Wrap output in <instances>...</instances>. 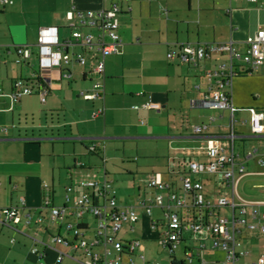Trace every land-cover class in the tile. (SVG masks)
Returning a JSON list of instances; mask_svg holds the SVG:
<instances>
[{"label": "crops", "instance_id": "obj_1", "mask_svg": "<svg viewBox=\"0 0 264 264\" xmlns=\"http://www.w3.org/2000/svg\"><path fill=\"white\" fill-rule=\"evenodd\" d=\"M11 1L8 4L0 2V46L3 48L0 51V85L4 90L0 97V264H85L81 262L80 250L68 244H57L52 238L59 235L71 238L63 227L66 222L82 224L86 238L93 237L94 216L85 213L82 220L74 206L84 191L78 182L90 176L94 178L90 171L103 169L102 179L113 183L107 170L110 143L126 138H154L156 146L163 149L160 152L163 161L159 163L161 170L152 172L150 178L157 176L170 183L171 191L182 193L180 177L189 175L204 183L205 196L211 203L226 193L221 187L220 175L190 172V163L207 161V138L227 136L231 132L230 110L200 105L208 92L209 73L217 70L220 62L204 60L196 67L179 57L169 59L168 53L179 52L184 44L227 42H232L238 52L243 53L247 38L264 29V0ZM114 6L122 10L119 15L122 53L106 58L102 98L87 100L80 95L82 91L92 89L94 61L88 52L73 48L71 53L75 57L83 53L87 58L85 65H80L75 58L61 69L42 70L50 89L46 102L42 103L39 96L33 94L22 96L13 105L10 94L14 81L28 77V68L15 62L17 47L34 46L40 31L45 28H57L61 40L68 38L71 34L69 12L73 8L84 12L109 10ZM7 50L10 53H6ZM236 63L243 65L241 60ZM33 66L38 68L37 61ZM254 74H239L234 80ZM234 80L229 89L232 104L239 110L240 122H247L250 108L264 113L263 108L235 92ZM37 101L42 104V110L35 105ZM148 101L160 102L162 107L147 109L144 104ZM101 108L104 112L95 116ZM41 113L43 119L37 117ZM211 116L216 118L215 122L210 121ZM201 125H208V128L204 129L203 135H197L195 127ZM79 143L85 151L77 147ZM92 146L98 148L96 154L88 149ZM254 147L263 152L262 141L252 135L235 141L238 161L247 172L244 176L237 174V192L245 202L258 209L264 224V164L259 162L261 155L253 153ZM84 154L101 160L100 167L83 161ZM65 172L69 182L66 196L71 200L67 203L65 196L60 204L55 184L65 179ZM44 183L52 189V205L66 210L58 222L50 219V209L44 205ZM241 185L242 193L239 191ZM153 190L151 196H144L139 189L136 202L131 204L137 211L138 221L132 226L126 224L116 235L125 243L140 244L134 254L123 255V264H130L131 259L136 264H143L141 256L163 264L158 259L161 251L168 253L171 259L170 252L160 243L168 230L163 209L152 206L149 215L141 205V201H145L151 206V200L157 194L167 199L170 190ZM22 198L25 206H21ZM116 198L124 204L117 191ZM12 207L20 210L21 222L17 226L4 223L1 215V210ZM231 215L229 208H215L210 209L208 218L214 220L218 216ZM39 218H43L41 224L36 222ZM239 228L237 236L249 250V255L240 264H254L264 255V234L250 231L244 224H239ZM144 239L157 246L147 247ZM213 240L212 234L185 230L180 246L184 253L186 248L197 247L203 242L206 249L201 252V258L210 264H222L225 252L213 250ZM36 245L45 252L43 261L31 251ZM97 251L103 252V248L99 247ZM192 264H200L199 259Z\"/></svg>", "mask_w": 264, "mask_h": 264}, {"label": "built area", "instance_id": "obj_2", "mask_svg": "<svg viewBox=\"0 0 264 264\" xmlns=\"http://www.w3.org/2000/svg\"><path fill=\"white\" fill-rule=\"evenodd\" d=\"M254 2L256 0H250ZM4 4L12 3L11 0H0ZM122 12L119 6L106 10L76 11L73 8L69 12V29L71 34L68 38L61 40L57 28L42 29L38 41L34 46H19L15 50L18 65L28 68V77L16 79L13 83L10 94L13 105L22 96L37 94L42 103L50 92L48 83L44 80L41 72L45 69H61L64 65L71 64L75 58L80 65L87 63L83 53L76 55L71 53L73 48H80L88 52L94 61L92 73L95 76L90 92L82 91L80 95L87 100H96L104 95V83L102 81L105 72V61L110 55L122 53V38L119 33V15ZM96 30V31H94ZM3 48L0 46V51ZM10 53V50L5 51ZM179 57L183 62L199 67L204 60H215L220 62L217 70L209 73L210 83L208 92L200 102L203 108L228 109L231 116V132L227 136L207 138L205 155L207 161L190 163V172L205 173L209 175H220L221 187L225 188V194L219 196L214 203L208 201L205 196V185L201 180L193 179L189 175H182L181 191L170 190V183L162 181L157 176H152L149 187L156 191L170 190L166 199L163 195L157 194L151 200V206L141 201L149 215L152 213V206L163 209L168 230L164 238L160 240L161 245L166 248L174 261L178 264H192L199 259L200 264H210L201 258V252L206 249L203 242L197 247H188L183 253V258L178 260L175 256L176 250L183 241L185 230L194 233H209L214 237L211 248L221 249L225 252V260L222 264H240L241 260L249 255L237 234L240 232L239 224H244L253 232L264 234V224L258 209L245 202L237 192L238 177L244 176L246 167L238 161L235 152V141L249 135L259 138L262 141L263 152L254 147V154L261 155L259 162L264 164V113L250 108L248 110L247 122H240L238 119L239 110L232 104L230 87L234 78L239 74L264 73V29L250 35L246 40V49L243 53L238 52L232 42L209 44H184L179 52L170 51L169 59ZM241 60L243 65H237L236 61ZM37 61L38 68L33 64ZM40 79V83L37 80ZM4 90L0 85V97ZM147 109H160V102L148 101L144 104ZM104 112L98 109L95 116ZM214 116L210 117L215 122ZM208 125L195 127L197 135H203ZM5 131V130H3ZM78 186L84 191L76 199L75 207L78 216L83 220L85 213H90L96 220L94 235L91 239L86 238L84 226L80 223L66 222L63 227L71 236L70 239L62 235L52 238L57 244H68L82 252L81 262L85 264H123V255L127 252L134 254L140 246L139 242L125 243L116 237L117 233L126 224L133 225L138 221V214L134 206L120 203L116 198V190L111 182L106 179L95 178L82 179ZM44 205L50 209V219L58 222L65 216L66 210L52 205V189L45 183ZM71 188H68L70 191ZM70 197L66 196L67 203ZM25 199H21V206H25ZM229 208L232 211L231 217L218 216L214 220L208 218L210 209ZM208 211V212H206ZM204 212L207 214L205 215ZM3 222L17 226L21 222L20 210L17 207L1 210ZM37 224L43 222V218L37 219ZM86 227V225H85ZM13 241V240H12ZM102 247L103 252L97 248ZM32 253L41 261L45 258V252L38 246L32 248ZM62 257H60L61 259ZM143 259V264H160L156 261ZM130 264H136L133 259ZM254 264H264V255H261Z\"/></svg>", "mask_w": 264, "mask_h": 264}, {"label": "rangeland", "instance_id": "obj_3", "mask_svg": "<svg viewBox=\"0 0 264 264\" xmlns=\"http://www.w3.org/2000/svg\"><path fill=\"white\" fill-rule=\"evenodd\" d=\"M96 31V30H94ZM36 69V68H35ZM235 92L244 95L248 98L253 105L264 109V74L256 73L254 75H248L245 78H236ZM37 107L42 110V104L40 101L35 103ZM39 110V111H40ZM43 119V114L39 116ZM156 139L154 138H126L117 143H110L107 150V170L109 171V178L113 181V188L117 191L119 199L122 200L124 204L131 205L136 202L139 196V189L142 195L151 196L153 189L149 187L150 175L152 172L161 170L159 163L163 160L160 152L163 151L160 145L156 146ZM73 147L70 146L69 148ZM77 147L85 151L83 144L79 143ZM82 160L86 161L88 165H93L100 167L102 161L97 157L82 155ZM162 160V161H161ZM104 170H93L90 171V175L95 179L101 180L104 177ZM56 182V195L57 202L63 203V197L66 196V188L69 186V182L66 179ZM87 177V179H90ZM45 184V183H44ZM51 185V184H50ZM239 191L244 192L242 185L239 187ZM222 215H226L224 212ZM93 224V221L91 222ZM143 243L147 247L155 248L157 243L150 240L144 239ZM213 241L211 242V246ZM177 258L180 260L183 258V248L180 246L175 252ZM168 253L161 251L158 255V259L163 264H171L172 260L169 258Z\"/></svg>", "mask_w": 264, "mask_h": 264}, {"label": "trees", "instance_id": "obj_4", "mask_svg": "<svg viewBox=\"0 0 264 264\" xmlns=\"http://www.w3.org/2000/svg\"><path fill=\"white\" fill-rule=\"evenodd\" d=\"M37 83H40V79L37 80ZM90 151L92 150L93 153L96 154V150L98 149L96 146L95 147H91V148H88ZM172 259V264H178L176 261H174V257H171Z\"/></svg>", "mask_w": 264, "mask_h": 264}]
</instances>
